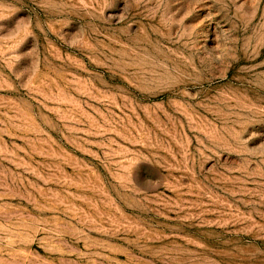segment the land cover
<instances>
[{
    "label": "rangeland",
    "instance_id": "obj_1",
    "mask_svg": "<svg viewBox=\"0 0 264 264\" xmlns=\"http://www.w3.org/2000/svg\"><path fill=\"white\" fill-rule=\"evenodd\" d=\"M0 264H264V0H0Z\"/></svg>",
    "mask_w": 264,
    "mask_h": 264
}]
</instances>
